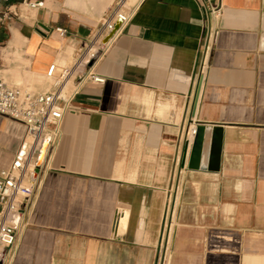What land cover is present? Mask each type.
Here are the masks:
<instances>
[{
  "label": "crops",
  "instance_id": "crops-1",
  "mask_svg": "<svg viewBox=\"0 0 264 264\" xmlns=\"http://www.w3.org/2000/svg\"><path fill=\"white\" fill-rule=\"evenodd\" d=\"M25 1L0 3V79L43 92L48 66L71 64L115 0ZM220 3L219 16L199 0L131 3L63 86L3 264H264V0ZM200 123L217 129L214 170L188 167ZM24 135L0 114V169Z\"/></svg>",
  "mask_w": 264,
  "mask_h": 264
},
{
  "label": "built area",
  "instance_id": "built-area-1",
  "mask_svg": "<svg viewBox=\"0 0 264 264\" xmlns=\"http://www.w3.org/2000/svg\"><path fill=\"white\" fill-rule=\"evenodd\" d=\"M9 0H0L8 2ZM208 13L221 14L220 0H199ZM32 8L40 7L43 1H25ZM133 4L127 0H115L103 16L93 36L81 47L71 64L52 62L46 77L52 87L43 92H31L19 87L7 85L0 79V114L24 125L25 135L19 153L11 163L0 169V264H3L7 252L14 245L17 231L24 224V207L33 193L32 183H25L24 178L31 175L37 166L38 156L46 143L45 154L55 141L58 125L67 109V97L63 90L65 83L80 74H85L90 66L103 54L107 42H103L115 26L126 23L131 17ZM9 9H0V25L8 17ZM63 36L66 29L56 27ZM91 79L103 82L104 78L91 74ZM195 128L191 130L194 136ZM43 156V158H44ZM42 158V161H43ZM41 161V162H42Z\"/></svg>",
  "mask_w": 264,
  "mask_h": 264
},
{
  "label": "water",
  "instance_id": "water-1",
  "mask_svg": "<svg viewBox=\"0 0 264 264\" xmlns=\"http://www.w3.org/2000/svg\"><path fill=\"white\" fill-rule=\"evenodd\" d=\"M114 31L104 38V43L108 41ZM216 131L217 129L209 124L200 123L195 127L191 153L188 159L189 168L214 170L218 167L220 143L218 138H214ZM41 152L38 156L37 166L42 161Z\"/></svg>",
  "mask_w": 264,
  "mask_h": 264
},
{
  "label": "bare ground",
  "instance_id": "bare-ground-1",
  "mask_svg": "<svg viewBox=\"0 0 264 264\" xmlns=\"http://www.w3.org/2000/svg\"><path fill=\"white\" fill-rule=\"evenodd\" d=\"M132 2H133V0H130V3H132ZM45 149H46V143H44V145H43V147H42V152H41V156H42V158H43V156H44Z\"/></svg>",
  "mask_w": 264,
  "mask_h": 264
},
{
  "label": "rangeland",
  "instance_id": "rangeland-1",
  "mask_svg": "<svg viewBox=\"0 0 264 264\" xmlns=\"http://www.w3.org/2000/svg\"><path fill=\"white\" fill-rule=\"evenodd\" d=\"M134 1H135V0H133V2H134ZM127 2H128L129 4H131V3H130V0H127ZM133 2H132V3H133Z\"/></svg>",
  "mask_w": 264,
  "mask_h": 264
}]
</instances>
